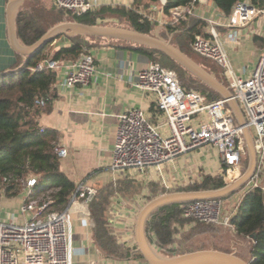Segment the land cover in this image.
I'll use <instances>...</instances> for the list:
<instances>
[{
  "label": "built area",
  "instance_id": "2783aa9c",
  "mask_svg": "<svg viewBox=\"0 0 264 264\" xmlns=\"http://www.w3.org/2000/svg\"><path fill=\"white\" fill-rule=\"evenodd\" d=\"M103 1L52 0L54 6L75 15L91 12L102 5ZM202 1L191 0L189 6L169 8L166 22L159 21V24L168 25L186 20L193 15V7ZM164 2L160 1L161 12ZM156 9V6H151L149 12L138 13L154 23L156 19L152 12ZM261 15H264V0L261 6L253 0H237L228 16L220 15L221 22L214 17H201L207 24L208 37H198L190 45L193 52L213 60L220 68L243 113L245 126L252 135L257 169L252 176L253 181L246 188L258 186L256 178L264 164V50L250 75L240 77L233 70L217 27H244ZM62 66V63L52 58H42L28 67V70L32 73L58 71ZM65 66V74L59 81L63 87L86 85L96 71L94 56L88 50ZM134 85L154 94L159 122L155 123L138 107L128 108L119 114L109 164L111 172L148 168L160 171L165 163L177 156L210 145L218 152L221 161L219 175L225 185L241 177L245 158L243 126L235 120L226 99L206 101L200 92L182 87L177 73L154 59L139 71ZM46 99L40 97L35 103L44 106ZM55 153L63 157L67 149L57 145ZM22 183L23 197L18 211L23 215V221L0 219V264H72L74 248L69 207L77 200L84 204L91 202L98 193L97 188L81 183L71 195L70 203L61 210H51V200L39 203L37 199L35 176L23 178ZM239 201L231 211L225 213L219 199L195 200L184 203L182 215L191 219L193 224L199 222L231 227L230 218ZM125 241L121 242L136 248L133 236Z\"/></svg>",
  "mask_w": 264,
  "mask_h": 264
},
{
  "label": "crops",
  "instance_id": "0c3cea01",
  "mask_svg": "<svg viewBox=\"0 0 264 264\" xmlns=\"http://www.w3.org/2000/svg\"><path fill=\"white\" fill-rule=\"evenodd\" d=\"M27 1L22 3L14 15L15 35L16 14ZM48 1L53 4L52 0ZM7 2L8 0H0V74L16 71L23 66L26 60L14 50L10 42L6 12ZM253 2L259 6L262 4V0H253ZM144 3L145 0H104L102 2L106 6L124 5L136 9L139 13L149 12L151 6H156L157 9L152 12L156 19L152 35L163 39L170 38L172 42V33L169 34L167 24H159V21L166 22L167 20V14L160 11L161 3H150L147 6ZM192 16L214 17L219 22L222 21L219 10L209 0L197 3L193 7ZM65 20L68 19H63L60 22ZM109 21L120 23L115 18L105 17L103 19V22ZM205 31L207 32V27ZM217 32L224 42V48L231 59L235 74L243 78L248 77L264 50V15L258 16L244 27L218 26ZM59 36L52 44V51L71 44L67 35ZM18 41L21 43L19 39ZM131 45L136 44L115 39H94L91 47L86 50L94 56L96 71L90 82L83 86L63 87L59 85V81L66 71L65 65L71 62L70 60L63 61V66L57 71V80L51 89L53 97L50 99V107L37 117L41 128L53 129L58 132L57 145L67 149L66 155L59 157L60 170L75 184V188L81 183L94 186L98 191L115 189V186L118 185L122 187V191L114 190L112 192L108 206L111 226L116 237L121 241L132 236L135 239L136 217L148 196L151 195L150 184L157 183L159 187L166 189L173 188V186H185L191 178L202 179L204 174L216 175L219 174L221 168L218 152L213 147L214 156L219 163L218 167L215 163L211 166L208 160L203 159L199 163H194L196 167L198 166L195 168L191 162L190 153H186L165 163L160 171L148 168L111 172L109 164L112 159L119 114L128 108L138 107L145 111L155 123L159 122V112L156 109L154 94L143 91L134 85L139 71L146 68L153 59L129 48L128 46ZM213 75L216 77L215 74ZM220 76L222 79L217 77L216 79L228 86L223 81L226 79L222 71H220ZM219 96L221 99L222 96L220 94ZM234 105L235 108H238L236 104ZM228 107L236 120L234 107L231 104H228ZM248 164L249 156L247 166ZM247 166L244 168L245 170ZM180 168L184 172L180 173ZM256 180L258 186L264 190V164L261 166ZM251 181L253 178L245 184V188ZM15 198L18 199V195L0 198L1 220L23 221V215L17 208L22 199L17 200V205L14 207L12 201ZM69 215L71 218V242L74 248L72 264H148L143 256L117 258L106 254L97 245L94 238V224L88 204H84L80 200L70 204ZM241 245L242 247L238 251L246 256L245 245L243 243Z\"/></svg>",
  "mask_w": 264,
  "mask_h": 264
},
{
  "label": "trees",
  "instance_id": "16d2710c",
  "mask_svg": "<svg viewBox=\"0 0 264 264\" xmlns=\"http://www.w3.org/2000/svg\"><path fill=\"white\" fill-rule=\"evenodd\" d=\"M160 1L145 0L144 5ZM164 1L163 12L166 14L171 7L189 6L191 3V0ZM209 1L217 7L221 16H228L237 0ZM27 3L28 6L21 7L15 18L16 35L25 45L35 42L48 27L63 19L95 25L103 22L105 17H110L146 34H152L154 27V23L139 14L136 9L124 5L102 4L91 12L75 15L50 4L48 0H28ZM206 25L199 16L190 15L186 20L168 24L167 30L172 33V43L175 46L215 74L217 78L222 79L221 70L216 63L193 52L190 46L196 38L208 37L205 31ZM59 37L47 42L35 54L27 56L21 68L0 74V191L7 197L16 196L21 193L19 181L33 175L36 177L35 194L52 191L49 206L55 210L64 208L75 190V184L61 172L59 157L55 153L58 132L41 128L37 122L40 113L50 107V99L53 97L51 89L57 80V70L32 73L28 67L42 58H52L60 63L66 60L74 61L94 42V38L72 35L68 36L71 42L69 46H62L52 51V44ZM128 47L174 69L181 86L200 92L206 101L220 98L218 93L201 83L165 54L137 44ZM223 81L228 84L226 80ZM40 97L47 98L44 106L35 103ZM244 160L246 167L247 162L245 158ZM150 185L152 188L149 191L151 197H154L160 190L159 185L157 183ZM224 185L219 174H204L200 182L189 185L184 190L216 189ZM115 187V189L98 191L94 199L88 203L94 224V238L97 245L108 255L117 258L141 257L142 255L134 250V246L131 247L118 240L111 226L108 210L110 196L114 190L122 191L119 185ZM183 205L184 203H175L163 206L153 212L146 222L149 241L155 247L164 249V253H171L177 248L174 234L178 228H183L187 224L194 226L191 219L183 217ZM230 224L237 237L248 240L245 249L247 255L242 256L240 253L239 256L249 264H264V190L260 186L245 188L236 211L230 218ZM252 234L255 235L254 239H250ZM188 251L192 250L188 249L186 252Z\"/></svg>",
  "mask_w": 264,
  "mask_h": 264
},
{
  "label": "water",
  "instance_id": "95a60500",
  "mask_svg": "<svg viewBox=\"0 0 264 264\" xmlns=\"http://www.w3.org/2000/svg\"><path fill=\"white\" fill-rule=\"evenodd\" d=\"M25 0H8L6 6L9 38L12 47L21 56L26 57L38 52L47 42L53 38L65 34L67 36L80 35L89 38H105L130 42L157 50L169 58L176 61L190 74L195 76L201 83L212 88L219 93L223 99L227 100V105L234 107L236 121L243 126V136L249 153V164L240 178L234 182L216 189L174 191L159 196H155L143 204L139 210L135 222V251L141 253L148 264H249L248 261L241 258L236 251H224L214 248L196 249L173 256H163L158 249L149 241L145 227L150 215L159 208L175 204L188 203L202 199H221L230 196L241 186L245 185L253 176L256 168V154L252 135L247 126L243 113L233 98L230 89L222 81L203 68L199 63L189 55L182 52L178 47L173 45L171 39H163L152 34H146L136 31L130 27L118 25H90L77 21L65 20L49 27L35 42L30 45L21 44L14 30V15L16 10ZM254 239L255 235L252 234Z\"/></svg>",
  "mask_w": 264,
  "mask_h": 264
},
{
  "label": "rangeland",
  "instance_id": "374dc122",
  "mask_svg": "<svg viewBox=\"0 0 264 264\" xmlns=\"http://www.w3.org/2000/svg\"><path fill=\"white\" fill-rule=\"evenodd\" d=\"M24 6H28V3L25 2ZM97 24L108 25V26L109 25H118V26L128 27V25L125 22L114 23V22L109 21V22H101V23H97ZM169 34H171V33H169ZM163 66H165V65H163ZM251 132H253V129H251ZM213 150L214 149L212 146L206 145V146H203L201 148L193 149L192 151H190L188 153H190L191 162L193 164L196 162L199 163V161H202L203 159H205V160H208V162L210 163L211 166L213 165V163H215L216 167H218L219 163L214 156ZM248 156H249V153L245 147L246 162H248ZM194 166H195V168L198 167V166L196 167L195 164H194ZM246 166H247V163H246ZM244 168L245 167H244V162H243V169ZM182 171L184 172V170L182 168H180L179 172L182 173ZM243 173H244V171L242 172V174ZM201 180L202 179L191 178L189 180V182L187 183V185H185V186H173V188H169V189H164L162 187H159L160 190L159 189H158L159 191L157 190L158 192H156V196L166 194V193H170V192H174V191H187V190H184L187 186L192 185L194 183H198ZM22 184H23L22 180H20L19 186L21 189V193H20V195L18 194V199H16V198L13 199L12 205L14 207L17 205V200L22 199V197H23ZM0 185H1V181H0ZM244 190H245V185L241 186L238 190H236L230 196L222 198L221 199L222 211L225 213H228L229 211H231L233 209V207L237 204L238 200L241 199L240 197H242L241 195L244 192ZM0 192H1L0 198L3 196L6 197L2 193V191H0ZM51 194H52V191H48L46 193L39 194L37 196L39 203L50 201L51 200ZM154 197H151V195H149L146 201H149L150 199H152ZM146 201L144 203H146ZM19 203H18V205H19ZM18 207L19 206H17V208ZM49 209L55 210V209H52L50 206H49ZM174 238H175V243L177 244V248L175 249V251H173V252L171 251V253H167V252L164 253L163 251L158 250L159 253H161V255L173 256V255L184 253L188 249L196 250V249H206V248H214V249L216 248L219 250L236 251V253L239 255L240 252L238 250H240V248L242 247L241 244L243 243L245 245V249H246L247 242H248L247 239L243 240L242 238L237 237L235 235L232 227L222 226L220 224H205V223H199V222L195 223L193 227H191L189 224H187L183 228H178V230L174 234ZM250 239H251V237H250ZM241 255L243 256L244 254L242 253Z\"/></svg>",
  "mask_w": 264,
  "mask_h": 264
}]
</instances>
